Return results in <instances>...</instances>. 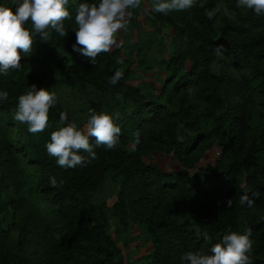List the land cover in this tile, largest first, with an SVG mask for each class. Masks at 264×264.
Wrapping results in <instances>:
<instances>
[{
	"label": "trees",
	"instance_id": "1",
	"mask_svg": "<svg viewBox=\"0 0 264 264\" xmlns=\"http://www.w3.org/2000/svg\"><path fill=\"white\" fill-rule=\"evenodd\" d=\"M84 2L98 0H69L66 7L72 19L65 21L66 36L52 32L51 41L46 42L63 52L54 64L43 53L45 42L37 35L31 53L18 50L22 68L0 75V91L9 94L8 100L0 101V206L5 215L9 214L7 205L23 210L26 216L21 221L31 217V227L41 229L42 237V249L32 262L14 250L17 240L6 236L8 232L0 227V264H186L181 259L186 252L211 254L212 245L224 235L230 231L244 233L248 228L254 242L251 264H264V15L237 9L236 0H208L204 7L191 9L194 23L182 17L180 24L171 25L172 50L160 60L169 72L157 94L146 100L138 87L126 83L125 71L114 63L116 52L101 54L93 65L73 50L75 14ZM14 3L0 0V6L11 7L13 12ZM152 3L149 19L157 22L159 13L153 11L154 0ZM218 3L234 11L236 19L218 14L209 20L206 10ZM25 26L31 29L30 23ZM218 47L222 55L216 54ZM199 49L209 61L205 66L197 60ZM227 60L242 67L243 87L256 98L255 124L250 130L244 123L246 120L248 124L253 115L234 100L241 83L230 75ZM117 70L124 76L113 86L109 78ZM55 74L75 87L111 91L130 104L118 121L122 129L119 144L112 150L96 147L98 158L85 167L58 166L48 155L46 144L53 131L65 126L60 121L61 113L67 114L68 123L75 122L80 128L89 114L72 116L57 96L44 132L32 134L26 124L14 119L18 97L31 85L55 92ZM203 74L215 78L222 89L221 93L214 92L222 110L208 131L190 120L194 106L183 102L185 90ZM176 105L178 109L173 111ZM181 122L186 125L184 131ZM157 124L158 130L154 127ZM212 137L219 148L218 157L211 164L197 166V143ZM129 142L133 145L127 151ZM90 143L95 139L90 138ZM164 148L179 162V170L164 171L144 161L150 151ZM51 177L57 179L56 187L50 185ZM107 177L116 184L112 221L105 203L95 199ZM244 194L254 199L253 206L239 203ZM228 199L232 200L231 207L227 206ZM131 223L149 231L151 247L146 255L127 261L116 236ZM197 229L211 239L205 240ZM23 231L21 241L25 238Z\"/></svg>",
	"mask_w": 264,
	"mask_h": 264
},
{
	"label": "clouds",
	"instance_id": "2",
	"mask_svg": "<svg viewBox=\"0 0 264 264\" xmlns=\"http://www.w3.org/2000/svg\"><path fill=\"white\" fill-rule=\"evenodd\" d=\"M142 0H98L95 3L79 4L75 14L76 42L73 50L89 58L93 65L98 63L97 57L109 53L118 44V34L127 32L128 18L131 9L140 7ZM16 11L11 7L0 6V75L7 76L10 71L20 70V51L29 54L33 50L34 37L38 35L43 42L51 41L52 32L61 37L66 36L65 21L72 19V14L66 7L69 0H15ZM197 5L204 7L201 0H154L153 11L162 15L171 12L189 11ZM237 9L252 10L257 16L264 15V0H236ZM209 20L218 14H223L229 20L236 19V13L223 3H218L213 9L206 10ZM31 24V29L25 25ZM20 50V51H18ZM217 55H222L221 48L216 49ZM120 70L109 78V83L116 86L123 79ZM8 92L0 91V101L8 100ZM57 94L47 89H39L35 84L30 90L18 97L14 119L20 124H26L32 134L42 133L49 127V110L55 106ZM120 113H97L89 109L87 123L83 128L75 122L68 123L66 113H61L60 121L65 126L51 133L46 144L47 153L54 157L58 166L64 169L85 167L97 159L96 147L103 146L107 150L114 149L120 142L121 126L118 123ZM90 138L95 143H90ZM139 132L136 133V143H139ZM87 153V155H83ZM57 186V179L49 181ZM62 184L63 181H60ZM258 195L253 193V196ZM254 199L249 195H241V205L253 206ZM231 207L232 200L226 201ZM205 240L211 237L200 233ZM252 229L244 233L230 231L222 239L212 245L210 253L201 251L186 252L181 259L186 264H251L250 253L253 251Z\"/></svg>",
	"mask_w": 264,
	"mask_h": 264
},
{
	"label": "rangeland",
	"instance_id": "3",
	"mask_svg": "<svg viewBox=\"0 0 264 264\" xmlns=\"http://www.w3.org/2000/svg\"><path fill=\"white\" fill-rule=\"evenodd\" d=\"M208 0H201V3L206 4ZM152 0H142L141 5L137 9H131V15L128 18L127 32L121 31L118 34V44L122 41V45L114 47L110 52L115 53L113 56L115 65L121 67L126 73V83L128 85L138 87L143 93L146 100L152 98L159 91V85L168 75V70L162 66L160 60L165 58L172 50V27L171 25L180 24L182 17H186L190 22H195L193 13L189 11L171 12L168 15L159 14L157 22L149 19L150 7ZM49 63L52 65L62 55V51L54 48L48 43H44V52ZM197 60L200 65L205 66L208 60L199 49L197 52ZM227 69L232 78L240 84L239 94L234 96V100L239 107L246 113H251V121L244 123L245 129L250 128L254 122V104L256 98L251 91L244 89L243 69L238 64L227 60ZM185 66L189 63L186 61ZM214 67V64L212 65ZM202 69V68H201ZM197 78L186 90L184 105L194 108L190 112V120L194 122L199 129L208 131L213 127L214 117L217 116L222 108L219 107V102L216 99L214 92L221 93L222 89L215 78L208 76ZM53 88L62 101L67 111L72 116H81L89 114V109H99L102 112L108 113L129 111L130 104L123 100L122 96H117L111 91L92 87H75L70 85L64 76L55 74L52 77ZM126 105L123 107V105ZM173 111L178 109V106L172 108ZM250 115V114H249ZM87 123V122H86ZM83 124V127L86 125ZM187 125H190L189 123ZM181 131L185 130L186 125L181 122ZM82 127V128H83ZM156 130L160 129V125L154 126ZM183 129V130H182ZM181 134V133H180ZM133 142H129L125 149L131 150ZM197 166H205L211 164L219 155V148L214 143V137L197 143L194 149ZM146 163H152L164 171H177L181 165L174 158L172 153H169L165 148L157 151L153 150L143 157ZM115 182L110 177H107L101 188L96 192L95 199L105 203V211L109 220L111 218V207L114 201ZM3 201V196L2 199ZM9 214H4V209L0 206V227L4 228V233L17 240L14 250L23 256L36 261L38 253L42 249L41 229L32 228L31 222L34 221L31 217H27L21 221L22 216H26L24 211L17 208H12L7 205ZM18 221V222H17ZM21 221V222H20ZM20 222V223H19ZM24 231H23V230ZM8 230V231H7ZM24 232L25 238L20 240L21 232ZM116 242L120 248L125 260H135L146 255L151 247L149 231L140 224L131 223L127 229L120 230L116 236Z\"/></svg>",
	"mask_w": 264,
	"mask_h": 264
}]
</instances>
